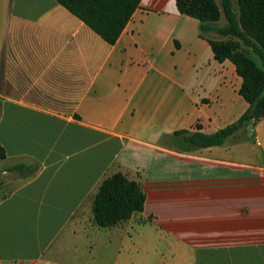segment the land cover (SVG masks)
Returning a JSON list of instances; mask_svg holds the SVG:
<instances>
[{
    "label": "crops",
    "instance_id": "obj_1",
    "mask_svg": "<svg viewBox=\"0 0 264 264\" xmlns=\"http://www.w3.org/2000/svg\"><path fill=\"white\" fill-rule=\"evenodd\" d=\"M200 26L142 0L109 44L57 0H0V264H264V119L208 148L175 135L249 109ZM116 173L144 209L101 227Z\"/></svg>",
    "mask_w": 264,
    "mask_h": 264
},
{
    "label": "trees",
    "instance_id": "obj_2",
    "mask_svg": "<svg viewBox=\"0 0 264 264\" xmlns=\"http://www.w3.org/2000/svg\"><path fill=\"white\" fill-rule=\"evenodd\" d=\"M74 15L84 21L109 44H115L125 26L142 0H57ZM179 11L201 22V36L207 38L215 59L231 61L243 79L241 96L249 103V109L233 124L213 134L188 131L176 132L183 136L192 148H208L222 145L249 124L264 119V0H237L239 11L232 7L231 0H222V10L216 0H176ZM224 27L215 28L222 19ZM229 37L227 40L211 39L210 32ZM251 49L252 54L241 49ZM187 135V136H186ZM6 154L0 145V158ZM145 194L141 186L116 173L101 185L94 205L95 220L101 227H108L142 212Z\"/></svg>",
    "mask_w": 264,
    "mask_h": 264
},
{
    "label": "rangeland",
    "instance_id": "obj_3",
    "mask_svg": "<svg viewBox=\"0 0 264 264\" xmlns=\"http://www.w3.org/2000/svg\"><path fill=\"white\" fill-rule=\"evenodd\" d=\"M223 25H226L225 18H224L223 21L220 22V24H219V26H223ZM215 38L223 39L224 37L217 35ZM228 38H229V37H228ZM241 49L244 50V51H248V52H249L251 55H253V57H254V58L260 63V60H259L257 57H255L254 54H252L251 49L245 47L244 45H242Z\"/></svg>",
    "mask_w": 264,
    "mask_h": 264
}]
</instances>
